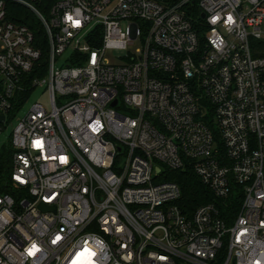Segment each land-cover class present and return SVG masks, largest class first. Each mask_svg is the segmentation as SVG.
I'll return each mask as SVG.
<instances>
[{
	"label": "built area",
	"instance_id": "built-area-1",
	"mask_svg": "<svg viewBox=\"0 0 264 264\" xmlns=\"http://www.w3.org/2000/svg\"><path fill=\"white\" fill-rule=\"evenodd\" d=\"M1 116L0 264H264V0H0Z\"/></svg>",
	"mask_w": 264,
	"mask_h": 264
},
{
	"label": "trees",
	"instance_id": "trees-1",
	"mask_svg": "<svg viewBox=\"0 0 264 264\" xmlns=\"http://www.w3.org/2000/svg\"><path fill=\"white\" fill-rule=\"evenodd\" d=\"M33 25H31V27H33ZM37 33L40 37H43L42 32L37 31ZM11 156L12 151L10 144H7L0 149V191L4 190L2 183L8 178L10 173ZM164 178L166 180L175 181L180 186L181 197L177 200V203L186 213L191 214L199 205L208 202H216L224 216H227L233 211V209L238 207L237 204H229V206L226 204L223 205L222 200H216L212 191L201 182L191 167H188L187 169L168 170Z\"/></svg>",
	"mask_w": 264,
	"mask_h": 264
},
{
	"label": "rangeland",
	"instance_id": "rangeland-1",
	"mask_svg": "<svg viewBox=\"0 0 264 264\" xmlns=\"http://www.w3.org/2000/svg\"><path fill=\"white\" fill-rule=\"evenodd\" d=\"M256 44V41L251 40V46L252 49L254 48V45ZM140 48V42L136 41L135 44L130 45L128 51L132 53H137L138 49ZM120 50L108 48L105 52V59L113 62V63H119L121 62L119 54ZM39 101L42 102L47 108H50V102H49V94L47 90L41 87H37L34 92L30 96V102ZM29 106V105H28ZM27 105L19 112V116L24 114V112L28 109ZM16 124V121H12V123H4L3 124V131L0 133V149L4 146H6L10 140V136L12 133V130Z\"/></svg>",
	"mask_w": 264,
	"mask_h": 264
},
{
	"label": "water",
	"instance_id": "water-1",
	"mask_svg": "<svg viewBox=\"0 0 264 264\" xmlns=\"http://www.w3.org/2000/svg\"><path fill=\"white\" fill-rule=\"evenodd\" d=\"M202 16H204V14ZM115 104H116V101L113 102V105H115ZM0 119L2 120L3 116H1Z\"/></svg>",
	"mask_w": 264,
	"mask_h": 264
}]
</instances>
